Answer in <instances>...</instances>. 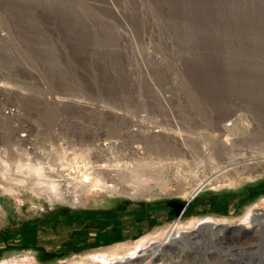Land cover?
Here are the masks:
<instances>
[{
	"label": "rangeland",
	"instance_id": "374dc122",
	"mask_svg": "<svg viewBox=\"0 0 264 264\" xmlns=\"http://www.w3.org/2000/svg\"><path fill=\"white\" fill-rule=\"evenodd\" d=\"M263 84L264 0H0V264H106L83 258L113 246L109 229L147 235L133 258L178 219L175 261L155 263L264 264ZM109 192L126 195L118 225L85 206ZM131 202L169 213L131 218ZM123 219L127 236L112 232ZM196 231L208 232L185 244Z\"/></svg>",
	"mask_w": 264,
	"mask_h": 264
},
{
	"label": "bare ground",
	"instance_id": "6f19581e",
	"mask_svg": "<svg viewBox=\"0 0 264 264\" xmlns=\"http://www.w3.org/2000/svg\"><path fill=\"white\" fill-rule=\"evenodd\" d=\"M194 3V2H193ZM192 6V5H191ZM171 12H173V11H171ZM176 13V12H175ZM178 13V12H177ZM185 15V14H184ZM183 16V15H182ZM184 18V17H183ZM188 19V18H187ZM182 20V19H181ZM188 20H191V19H188ZM181 22V21H180ZM187 22V21H186ZM191 22V21H190ZM192 23V22H191ZM182 24V23H181ZM188 24V23H187ZM183 25V24H182ZM197 25V24H196ZM136 28V27H135ZM201 67V66H200ZM202 69V68H201ZM256 82V81H255ZM253 83V82H252ZM257 83V82H256ZM255 83V84H256ZM263 83V82H262ZM263 86H264V84H263ZM235 97V96H234ZM233 97V98H234ZM235 101H237V100H235ZM230 104H232V103H230ZM232 111V110H231ZM227 115H229V112L228 113H226V114H224V115H222L221 116V118L223 119V117L225 116V117H227ZM225 117H224V119H225ZM228 118V117H227ZM228 128H226V127H224L223 128V131H228L227 130ZM229 132V131H228ZM219 135V138L220 139H223V136H224V138H225V141L226 142H221L222 143V147H223V149L225 148V146H227V145H230V148L231 149H233V148H236L237 147V136H235V138H231L229 135L230 134H225V135H222V133H219L218 134ZM227 137V138H226ZM229 139L231 140H233V141H231V142H229ZM227 148H229V146L227 147ZM230 150V149H229ZM263 157V156H262ZM264 158V157H263ZM262 158V159H263ZM255 159V158H254ZM256 160V159H255ZM110 161V160H109ZM108 162V161H107ZM109 163V162H108ZM107 163V164H108ZM239 161H237L235 158H232L231 160H229L226 164H225V166H224V168L225 169H230V168H233V167H235L236 165H239ZM105 164V163H104ZM100 165L99 167L101 168V169H103V167L105 168V167H107V165L105 164V165ZM111 164V163H110ZM118 165V164H117ZM119 166H121V165H119ZM117 168V167H116ZM116 168L114 169L113 167H111V166H108L106 169V174L109 176V180H113L114 179V181L115 180H117L118 179V174H120L121 173V171L119 172L118 170H116ZM96 169V168H95ZM119 169V168H118ZM120 169H122V168H120ZM105 170V169H104ZM102 172V171H101ZM219 173L218 172H214V174L211 176V177H209V178H207V179H205V180H203L202 181V185L201 186H203L206 182H209L212 178H214L215 176H217ZM107 175H105V176H107ZM108 178V177H107ZM119 183V182H118ZM103 185L105 186V187H107L106 189H110V188H117L118 189V187H114V186H116V183H112V181H107V183L106 184H104L103 183ZM119 185V184H118ZM103 186V187H104ZM201 186H200V188H201ZM122 187V186H121ZM125 187V186H124ZM123 187V188H124ZM127 188V187H126ZM133 188V187H132ZM200 188H198L197 190H195V192L192 194L193 196H195V195H197L198 194V192L200 191ZM100 190H101V188H100ZM110 191H111V189H110ZM134 191H136L135 190V188L133 189V192ZM69 192V191H68ZM63 195V194H62ZM67 196H69L68 194H67ZM63 198H65V199H67V200H72V202H74V203H78L79 202V198H78V195L77 194H75V193H73L72 195H70V197H72V198H66L65 197V195L64 196H62ZM256 218V219H255ZM254 218V221H255V223H256V225L258 226L256 229L257 230H259L260 229V231L262 230V232L264 231V220H262L261 218H260V216H256ZM264 219V218H263ZM175 227H176V223H174V225L171 227V229H170V231L168 232V234H167V236L165 237V239L160 243V244H157V245H151L149 248H151V250L147 253L146 251L149 249L148 247H147V249H145V250H143V253H139V254H137L136 255V257H133V258H135V259H133L132 257H130V255H132L135 251H133L132 252V254H130V255H128V256H126V260L124 261L123 259H118V258H121V257H117V258H111V257H105V256H101V255H92V258H93V260H97V261H101V262H103V263H106V264H108V263H112L114 260H116L115 261V263L116 264H158V263H155V260L156 259H159V258H163V259H166L167 257H170L169 259H170V262L172 263L173 261H175L174 260V258L171 256V253H174L176 250H177V248L179 247V245H182L181 243H183V237H184V235H180L179 237L178 236H174V233H175ZM212 231H214L215 232V230H212ZM259 231V232H260ZM205 232H208V231H204L203 233H200V231H196V233H194L193 235H191V236H189V238L186 236V238H185V244L187 243V242H196L197 241V238H200V240H202V239H204L205 238V235H206V233ZM255 233H257V231L255 230ZM208 236V235H207ZM214 237H215V239H216V241L220 244V247L221 248H223V249H225V250H227L228 252H230L232 255L233 254H235L236 253V251L238 250V249H240V247L241 246H238V245H228L229 243H231V242H229L230 240H229V238L227 237V234H226V232H223V231H221V230H218V231H216L215 232V235H214ZM240 239H242V237L241 238H239V239H237V240H240ZM228 242V243H227ZM225 243H227V244H225ZM241 243V242H240ZM244 243V242H243ZM184 245V244H183ZM239 245H241V244H239ZM168 247V248H167ZM137 252V251H136ZM187 253V252H186ZM237 254V253H236ZM159 255H161L160 257H158ZM181 255V254H180ZM3 264H7L6 262L5 263H3Z\"/></svg>",
	"mask_w": 264,
	"mask_h": 264
},
{
	"label": "crops",
	"instance_id": "0c3cea01",
	"mask_svg": "<svg viewBox=\"0 0 264 264\" xmlns=\"http://www.w3.org/2000/svg\"><path fill=\"white\" fill-rule=\"evenodd\" d=\"M206 188H207V184L202 186L200 188L199 192L203 191ZM199 192H198V194H199ZM106 194H110L109 197L105 195L102 198H100V196L97 197V198H93L85 206L91 205L90 204L91 201H93V204L94 203H98L99 204L98 205L99 209L97 211H100V212L102 211L103 214L105 213V211H108V215L107 216H108L109 219L111 217L110 221L112 220L113 225H114V222H115L116 225H118V223H120V222L116 221V219L121 217L123 213H122V211H118V212L114 211L113 212V210L119 209V207L121 205V202L123 201L122 196H126V195H123L121 193H112V192H109V193H106ZM199 202H203L204 204H209L208 196L203 197L202 199L199 200ZM123 207H125V205H123ZM62 208H66L68 211H70L71 215L79 214L78 212H74L76 210H79V212L83 210V208H80V207L79 208H71V207H67V206L60 207V209H62ZM127 209L128 210L126 211V214H127V216L130 215V217H131V215H139V214L146 215V216H150V215L159 216L160 215V216L164 217L165 215H167L169 213L168 210L165 209V205L164 204H158V205L151 204V205L143 206L141 204H138L137 202H131L130 204H128ZM111 211H112V213L109 214ZM170 213H171V211H170ZM93 214H96V212L93 213ZM79 216H81V215H79ZM181 218L182 217H180V220H181ZM122 223H123V225H122L121 228L114 229L112 232L113 233L114 232L115 233H120V234L123 233L124 235L127 236L131 232V229H132L131 226L133 225V221H130L129 219H123ZM174 223H176V226H179V224H180L179 219H178V221H174L171 224L168 232L170 231V229L174 225ZM155 227H157L155 232H154L155 235H161L164 232V230L166 231L167 224H165V223L156 224ZM110 232H111V229L106 230L105 232H101V233H99V237H101L102 239H104V241H106L108 243L110 241L115 242L113 244V246H108V247H105V248H100L99 247L100 249H97V250L95 249L96 251H94L91 254L90 257L83 258L84 260H86V258H87L88 261H92V259H93L92 255H101V256L111 257V258L123 257L122 255H125V254H127L126 256H128V255H130L128 253H131L137 247L141 246L144 243L145 239H147V240L149 239L147 237V235H144V236L138 238L137 240H125V241L122 240V241H120L121 239H116L115 236L109 235ZM52 240L53 239L50 238V239H48V242L51 243ZM30 263L31 264H33V263L37 264L38 262L37 261H33V263L32 262H30Z\"/></svg>",
	"mask_w": 264,
	"mask_h": 264
},
{
	"label": "trees",
	"instance_id": "16d2710c",
	"mask_svg": "<svg viewBox=\"0 0 264 264\" xmlns=\"http://www.w3.org/2000/svg\"><path fill=\"white\" fill-rule=\"evenodd\" d=\"M24 237H25L24 231H21L20 229H18L17 231L13 233L14 240H18V239L23 240Z\"/></svg>",
	"mask_w": 264,
	"mask_h": 264
}]
</instances>
